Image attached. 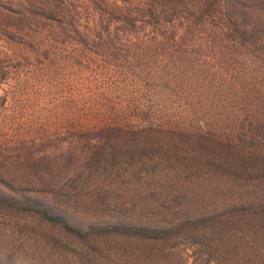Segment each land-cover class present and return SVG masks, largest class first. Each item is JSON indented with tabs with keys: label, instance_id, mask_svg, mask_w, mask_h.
Masks as SVG:
<instances>
[{
	"label": "trees",
	"instance_id": "obj_1",
	"mask_svg": "<svg viewBox=\"0 0 264 264\" xmlns=\"http://www.w3.org/2000/svg\"><path fill=\"white\" fill-rule=\"evenodd\" d=\"M0 216L264 264V0H0Z\"/></svg>",
	"mask_w": 264,
	"mask_h": 264
},
{
	"label": "rangeland",
	"instance_id": "obj_2",
	"mask_svg": "<svg viewBox=\"0 0 264 264\" xmlns=\"http://www.w3.org/2000/svg\"><path fill=\"white\" fill-rule=\"evenodd\" d=\"M80 248V245L60 238L54 231L37 226L31 220L0 216V255H10L20 264H74L75 253ZM163 252L166 259L146 264H199L194 248L183 240L174 245L171 243V247Z\"/></svg>",
	"mask_w": 264,
	"mask_h": 264
}]
</instances>
